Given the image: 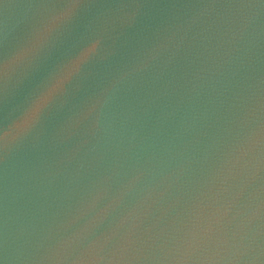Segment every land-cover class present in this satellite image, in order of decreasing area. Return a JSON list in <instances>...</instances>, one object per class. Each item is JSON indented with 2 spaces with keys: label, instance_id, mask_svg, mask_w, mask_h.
Returning <instances> with one entry per match:
<instances>
[{
  "label": "water",
  "instance_id": "obj_1",
  "mask_svg": "<svg viewBox=\"0 0 264 264\" xmlns=\"http://www.w3.org/2000/svg\"><path fill=\"white\" fill-rule=\"evenodd\" d=\"M0 264H264V0H0Z\"/></svg>",
  "mask_w": 264,
  "mask_h": 264
}]
</instances>
